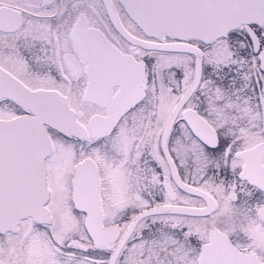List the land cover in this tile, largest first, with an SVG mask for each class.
<instances>
[{
  "label": "snow or ice",
  "instance_id": "obj_1",
  "mask_svg": "<svg viewBox=\"0 0 264 264\" xmlns=\"http://www.w3.org/2000/svg\"><path fill=\"white\" fill-rule=\"evenodd\" d=\"M0 264H264V0H0Z\"/></svg>",
  "mask_w": 264,
  "mask_h": 264
}]
</instances>
